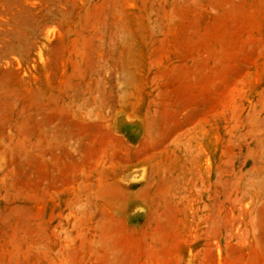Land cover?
I'll use <instances>...</instances> for the list:
<instances>
[{
    "label": "rangeland",
    "instance_id": "obj_1",
    "mask_svg": "<svg viewBox=\"0 0 264 264\" xmlns=\"http://www.w3.org/2000/svg\"><path fill=\"white\" fill-rule=\"evenodd\" d=\"M0 264H264V0H0Z\"/></svg>",
    "mask_w": 264,
    "mask_h": 264
}]
</instances>
